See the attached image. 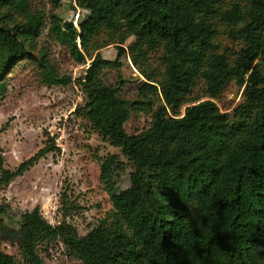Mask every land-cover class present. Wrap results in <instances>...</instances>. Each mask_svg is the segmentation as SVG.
<instances>
[{
    "label": "trees",
    "instance_id": "16d2710c",
    "mask_svg": "<svg viewBox=\"0 0 264 264\" xmlns=\"http://www.w3.org/2000/svg\"><path fill=\"white\" fill-rule=\"evenodd\" d=\"M32 1L0 0V97L11 69L32 57L44 25ZM74 1L87 15L75 25L52 13L50 31L75 60H92L79 77L86 102L78 110L127 157L131 182L120 188L124 161L107 155L101 181L112 209L86 235L66 220L79 208L66 192L58 224L36 206L11 227L10 207L0 203L1 235L20 240L26 264H47L41 250L56 241L81 264H264V0ZM221 35L242 47L230 56ZM112 44H125L145 77L136 100L122 97L123 83L103 81L102 71L118 65L101 53ZM42 60L55 83V70L44 54ZM231 81L243 100L223 111L214 99ZM199 82L208 99L189 97ZM141 111L152 114L156 133L127 132L132 113ZM50 140L14 169L0 143V192L59 150ZM0 264H18L1 245Z\"/></svg>",
    "mask_w": 264,
    "mask_h": 264
},
{
    "label": "rangeland",
    "instance_id": "374dc122",
    "mask_svg": "<svg viewBox=\"0 0 264 264\" xmlns=\"http://www.w3.org/2000/svg\"><path fill=\"white\" fill-rule=\"evenodd\" d=\"M32 11L43 15L44 25L35 39L32 57L20 61L8 75V90L0 97V143L5 165L12 169L52 142L51 138L55 139L59 150L48 153L4 188L0 192V203L10 207L6 222L11 227L18 228L20 215L36 206H40L48 221L58 224L63 220L62 198L66 192L69 200L79 206L66 220L84 236L112 209L110 195L101 181V159L110 154L120 155L125 165L121 189L129 187L132 167L121 150L103 140L78 110L86 102L79 77L85 74L92 60L89 57L85 63L75 60L68 46L56 40L50 31L52 13L77 25L88 12L74 0H62L56 9L52 0H33ZM219 45L230 56L242 47L239 41L225 35L219 37ZM125 46L112 44L101 49L105 58L118 63L114 68H105L102 78L107 84L123 83L120 85L122 97L136 100L145 77L123 50ZM42 54L55 70L58 78L55 83L47 81ZM152 61L155 65L160 63L158 54L152 55ZM189 97L209 98L202 82ZM214 100L221 110L232 111L242 102L243 89L231 81ZM126 130L129 134L143 136L157 132L149 111L133 112ZM0 245L16 257L18 264H26L17 237L0 233ZM41 255L47 264H81L60 241L43 248Z\"/></svg>",
    "mask_w": 264,
    "mask_h": 264
}]
</instances>
